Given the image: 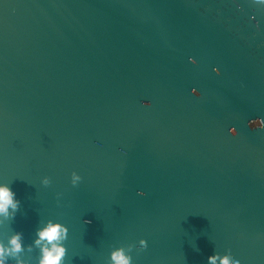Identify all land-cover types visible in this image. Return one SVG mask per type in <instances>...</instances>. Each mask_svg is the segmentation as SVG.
I'll use <instances>...</instances> for the list:
<instances>
[{
  "label": "water",
  "instance_id": "1",
  "mask_svg": "<svg viewBox=\"0 0 264 264\" xmlns=\"http://www.w3.org/2000/svg\"><path fill=\"white\" fill-rule=\"evenodd\" d=\"M261 122L260 0H0V181L20 202L0 239L59 218L65 264L116 246L133 264H264Z\"/></svg>",
  "mask_w": 264,
  "mask_h": 264
},
{
  "label": "clouds",
  "instance_id": "2",
  "mask_svg": "<svg viewBox=\"0 0 264 264\" xmlns=\"http://www.w3.org/2000/svg\"><path fill=\"white\" fill-rule=\"evenodd\" d=\"M264 4V0H260ZM189 60L193 64L199 63L195 56H189ZM213 71L217 74L221 73L219 65H213ZM196 91V89H193ZM201 92H197L200 96ZM261 128H264V122H261ZM229 131L233 135H237L235 126L232 125ZM97 145L103 146V141L97 139ZM126 154V152H125ZM45 182H48L49 176L45 175ZM82 179L80 172L73 169L71 172V181L76 185L77 181ZM141 194H143L141 192ZM19 200L16 193L7 181H0V218L14 217L19 206ZM69 237V224L64 220L49 218L40 224L35 231V237L32 244H25L23 233L21 231H13L12 235L5 239H0V264H28V260L20 254L27 248L31 250L33 245L38 249L39 258L37 264H65V256L68 245L66 241ZM148 248V239L141 238L136 244V250L142 251ZM207 259L211 264H242L241 259L235 257L231 252L226 257H221L213 252L208 255ZM109 264H133V249L131 246L125 248L116 246L111 249L109 256Z\"/></svg>",
  "mask_w": 264,
  "mask_h": 264
}]
</instances>
